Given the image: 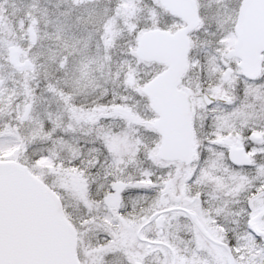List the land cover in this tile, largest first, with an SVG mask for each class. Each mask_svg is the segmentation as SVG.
I'll use <instances>...</instances> for the list:
<instances>
[{
	"label": "snow or ice",
	"instance_id": "obj_1",
	"mask_svg": "<svg viewBox=\"0 0 264 264\" xmlns=\"http://www.w3.org/2000/svg\"><path fill=\"white\" fill-rule=\"evenodd\" d=\"M0 264H264V0H0Z\"/></svg>",
	"mask_w": 264,
	"mask_h": 264
}]
</instances>
